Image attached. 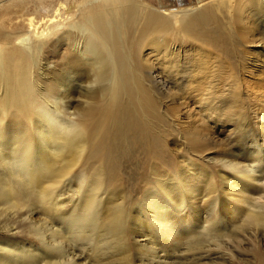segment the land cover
Wrapping results in <instances>:
<instances>
[{
  "label": "bare ground",
  "instance_id": "6f19581e",
  "mask_svg": "<svg viewBox=\"0 0 264 264\" xmlns=\"http://www.w3.org/2000/svg\"><path fill=\"white\" fill-rule=\"evenodd\" d=\"M68 1L51 10L43 3V18L22 13L7 18L6 12L0 19V223L29 201L38 203L39 213H46L36 225L31 218L38 211L28 212L34 228L28 234L34 240L27 247L0 241V264H80L72 254L78 248L84 255L86 247L94 264H131L129 238L138 247L139 264H163L168 247L186 245L185 264H193L205 244L221 249V238L229 242L245 237L260 243L264 143L253 142L247 152L220 158L223 175L218 181L201 169L197 178L204 180V190L199 194L183 180L159 185L152 192L150 188L142 194L138 217L132 220L136 225L128 224L133 208L127 212L116 200L122 175L112 168L121 162L131 164L122 154H130L135 136L145 137L151 147L143 152L144 161L160 158L152 147L150 132L155 126L146 117L144 126L151 135L144 134L142 119L134 112L135 106L141 112L143 107L148 110V104L137 91L132 109L124 96L140 76L137 57L147 65L150 55L168 81L180 77L184 69L188 81L183 85L190 99L209 115H233L236 125L230 132L239 137L252 133L247 130L246 110L253 100L250 104L258 107L253 112L263 121L257 127L264 132V80L256 88L243 85L231 59L236 54L217 44L227 35L221 22L224 14H231L237 23L244 45L261 43L264 0L208 4L196 0L191 6L159 14L137 0ZM137 14L150 27L130 30L134 32L130 41L140 53L134 55L125 36L131 24L128 19ZM186 40L199 46L187 50ZM47 49L56 52V58L59 49L65 52L53 70L45 60ZM146 49L149 53L143 56ZM139 81L150 84L141 76ZM162 81L158 80V87L165 93ZM77 88L82 102L71 106ZM98 106L102 112L91 116ZM144 168L142 162L136 170ZM64 196L66 206L70 205L66 209L58 199ZM123 215L129 219L127 225ZM254 261L264 264V253L256 254Z\"/></svg>",
  "mask_w": 264,
  "mask_h": 264
},
{
  "label": "rangeland",
  "instance_id": "374dc122",
  "mask_svg": "<svg viewBox=\"0 0 264 264\" xmlns=\"http://www.w3.org/2000/svg\"><path fill=\"white\" fill-rule=\"evenodd\" d=\"M69 1L68 3H70ZM77 1L79 3V1L81 2L86 0ZM137 1L144 5V8L151 9L156 14H159L164 9H178L191 6L195 4L196 0ZM212 1L215 0H204V3L208 4ZM21 2L20 0H0V6L2 5L3 7V9L0 10V19L4 18H2V16L6 12L9 13V16L7 18H14L15 16H17V14L21 13L23 15H33L37 18H43V15L45 17L46 13L41 11L42 6H48L51 10L57 7L56 5L58 4V2H64V0H23ZM43 3L45 4V6ZM231 17V14H224L221 17V19L223 18L221 22L224 25L226 24V30L224 33L227 35H223V39L218 41L217 44H220V46H222V44L225 46L227 45V48L229 49L230 47V49L232 50V54L234 53L237 55H232L231 59L233 60V62L235 61L234 63L236 67L235 65L234 67L243 85L247 83L248 85H251V87L256 88L258 85V81L264 80V39H262L263 41L258 44L253 43L251 45H244L242 41L243 39L240 37L241 32H239L237 28V23L233 21ZM133 18L134 21H130ZM128 21L129 23H131L130 25H132H129L127 36H125L129 37V41L134 34V32L130 30H134L135 26L137 30L141 29L142 27H144L145 29L146 27L148 29L150 27L149 23L147 22V25V23H145L143 19H140V15L138 14L137 16L134 15L132 18H129ZM227 23L230 24V26H228ZM141 25L142 27H140ZM232 28H236V32H234V29ZM231 31L233 35L230 34L229 36L228 33H230ZM149 34L147 35L149 36ZM177 42H180V40ZM185 42L189 44L190 48H187V50L190 49V51L191 49L194 50L195 47L199 46L192 40H186ZM134 44V42H129L131 50L134 51L133 54L139 55L140 53L138 52V47L136 45V48H134ZM184 45L186 46V44ZM223 49L225 50L226 48L223 47ZM47 51H45L44 56L48 57V59L45 57V60L49 61V67L53 66L52 68L50 67V70H53L55 68L54 62H59L58 60L62 55H64L65 52L59 49L60 53L58 54V59L56 58V52L53 53V50L51 49H47ZM147 52L149 53V51H147L146 49L143 53V56H146V54H148ZM243 52L245 53V55H242ZM148 59L149 60L147 66L146 64L144 65L142 59L140 62V59L138 57L135 58V61L140 62L136 63L135 68H139V70H136L141 72L139 73L140 76L150 84H142L139 81L140 76L136 75L137 79L135 81V86L131 87L132 83L131 85L129 84L128 90L126 91L127 88L125 89L126 92H124V96H126V101L129 99V103H127V106L132 109V105L134 104L131 101L133 100V102H135V98L138 97L136 94L137 91L140 92V95L142 97L141 99L144 105L148 104V110H145V108L143 107L144 112H141V110H137V107L134 105L136 109L134 110V112L136 111L135 114L139 116L140 120L142 119V126L146 124V117L148 118L147 120L150 126H155L153 128L154 131L151 130L150 132L153 135V138L151 139L154 141L152 147H155V150L159 151L160 158L144 161L143 152L148 151V149H150L151 147L146 143L147 141L145 137L138 138V136H135L134 140L132 141L135 143H131V145H129V147L131 148L130 154L126 155V152L122 154L127 158H130L129 163L131 164L121 162L116 166V168H112L113 172L119 171L118 173L122 175L121 178L123 185H119V183L117 185L119 194L116 197V200L119 204L122 203L124 205V210L127 209V212L133 208V213H131L132 216L129 214L132 219H130V222L128 223H131L133 225H136V222L132 220L135 217H138L137 207L140 206L139 203H141L144 199L142 197V194H144V192L148 194L150 188H152V192L154 189H157L159 185L166 186L170 185L173 180H183V183L184 185H186V187L191 186V189L196 190V193L199 194L204 190V180L197 178L198 172L201 169H204V173L211 176L213 180L218 181V179L223 175V169L220 166V158H224L230 154L233 155L247 152V148H249L253 142H257L261 145H263L264 143V132L262 130L259 131L257 127V124H262L263 121L260 120L259 116L257 117L253 112L258 111V107L250 104L253 100L250 101L247 99V102H250L247 104L248 108L246 110L247 130L248 132L250 131L252 133L251 135H242L239 137V135H235L230 132V129H232V127L236 125V121L233 115H225V113H223V115L221 113L209 115V113L205 111V109L201 108V106L196 103L197 100L190 99L191 96L188 94L189 90L185 88L186 85H183L187 84L186 82L188 81V79L186 78V71L184 69H182L181 75L180 77H178L179 79L176 77L168 81V79L165 80V78H163L161 72L158 70L157 62L152 59L150 55ZM186 63H188V61ZM160 75L162 76V78ZM158 80L165 83V93H162L160 87H158ZM179 81H181L182 84ZM147 85L152 86L150 89H148ZM77 89L75 90L74 97H71L70 95L71 101L69 100V102L71 106L79 105V102H82V98L80 97L81 92L79 91V89ZM128 91H130V93ZM244 97L247 98L245 95ZM100 109L101 107L98 106V110L93 112L94 114H92L91 116L96 117V115L102 112V109ZM91 116L90 120L92 118ZM142 132H145L149 136L151 135L150 133H148L149 131L145 126ZM142 162L145 163L144 171L140 169L136 170V168L140 166ZM160 194H162L163 196L162 192ZM58 199L63 201L65 209L68 206L70 207L69 204H67L66 206V196ZM199 200L200 199H197L196 202H199ZM39 208L40 207L36 201H29L22 206L21 211H18L15 215L10 216L8 220H3L0 223V241H5L9 245H14L16 247H27L28 243L33 242L34 237L28 233H30L34 228L30 226V222L27 217L28 212H37ZM45 214L46 213L44 212L39 213V211L37 214L33 213L31 221H33V223L35 222V224L38 225L44 220ZM128 220L129 219H127V217L123 215L122 222L127 225ZM261 230L259 234L260 243H258L256 240L248 239L245 237L242 240V238L239 237L237 238L238 240L236 238H232L229 242L225 238H221V240L219 239L221 249L218 250L215 249L213 245L205 244L203 250L200 251L202 255H196L195 258H197L198 260L195 259V261H193V264H254L256 254L260 252L264 253V239L262 237L264 231ZM129 242V245L131 246V251H129V258L132 262L131 264H139V257L137 255L138 247H136V245L130 238ZM187 248V245L175 250H172L170 247H168L167 253L163 256V264H185V260L188 259L186 253ZM88 251L89 248L86 247L83 255V253L81 254V250L77 248L76 250H74L72 255H76V258L82 261V263L80 261V264H94L92 255L90 256V251ZM78 256H80V258L82 259H80ZM202 256L203 258H201ZM102 262L104 263V261Z\"/></svg>",
  "mask_w": 264,
  "mask_h": 264
}]
</instances>
